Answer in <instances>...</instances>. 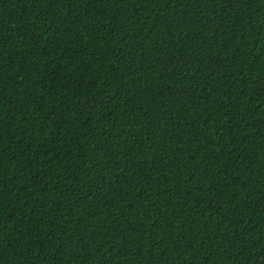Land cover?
<instances>
[{
	"label": "trees",
	"instance_id": "1",
	"mask_svg": "<svg viewBox=\"0 0 264 264\" xmlns=\"http://www.w3.org/2000/svg\"><path fill=\"white\" fill-rule=\"evenodd\" d=\"M0 264H264V0H0Z\"/></svg>",
	"mask_w": 264,
	"mask_h": 264
}]
</instances>
